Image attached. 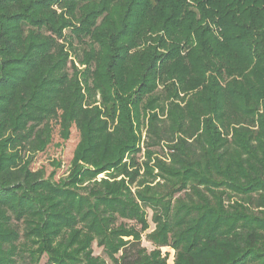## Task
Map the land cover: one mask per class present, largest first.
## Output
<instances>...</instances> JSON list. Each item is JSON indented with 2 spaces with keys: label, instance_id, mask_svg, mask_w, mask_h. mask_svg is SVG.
Returning a JSON list of instances; mask_svg holds the SVG:
<instances>
[{
  "label": "trees",
  "instance_id": "16d2710c",
  "mask_svg": "<svg viewBox=\"0 0 264 264\" xmlns=\"http://www.w3.org/2000/svg\"><path fill=\"white\" fill-rule=\"evenodd\" d=\"M73 130L65 177L34 168ZM95 242L264 264V0H0V264H107Z\"/></svg>",
  "mask_w": 264,
  "mask_h": 264
},
{
  "label": "rangeland",
  "instance_id": "374dc122",
  "mask_svg": "<svg viewBox=\"0 0 264 264\" xmlns=\"http://www.w3.org/2000/svg\"><path fill=\"white\" fill-rule=\"evenodd\" d=\"M65 32L68 34L69 30H65ZM75 48H77V51H81L82 45L80 43L75 44ZM74 52V51H73ZM72 52V54H73ZM74 56V54H73ZM78 65V64H77ZM138 135L141 138L140 141V146H143V141L145 139L144 135V130L138 131ZM52 143L50 144V147L45 151V152H41L39 154H37L36 158H35V164H34V168L35 167H42L46 170L47 175L49 176L50 173L54 170H56L57 175L55 178H59V177H65L68 174L69 171V166H70V162L72 159V152L78 142L77 139V135H76V131L73 130V134L70 138V140L68 141H63L61 139H59L58 134L56 133L52 139ZM127 159V158H126ZM125 159V160H126ZM143 159V158H141ZM53 161H56L58 163H60V167H55V165L53 164ZM105 177V173H102L100 175H98V179H101ZM135 191V188L133 189ZM147 221L148 224L150 225L149 229L145 230L142 232V240H143V244L145 246H147L148 250H154L155 247L151 244V242H149L146 239V236L148 233H151L155 230V223H153V210L147 208ZM122 220H119V222ZM124 222H126L127 224L130 225H136L133 221L130 220H125ZM138 229H140L141 225H136ZM93 250H94V255L95 256H101L103 259L106 260L107 264H111L110 259L108 258L107 255H105V253L103 252V248L98 246L97 242L94 243L93 245ZM160 252L162 254V258L165 259V264H174L175 260H176V250L175 248H173L171 245L170 246H162L160 247ZM48 257L43 256L41 262L39 264H48Z\"/></svg>",
  "mask_w": 264,
  "mask_h": 264
}]
</instances>
